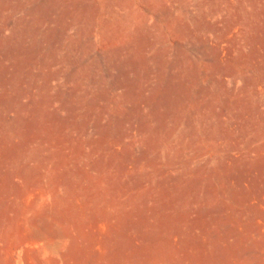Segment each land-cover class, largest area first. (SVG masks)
Returning <instances> with one entry per match:
<instances>
[{
  "label": "rangeland",
  "instance_id": "rangeland-1",
  "mask_svg": "<svg viewBox=\"0 0 264 264\" xmlns=\"http://www.w3.org/2000/svg\"><path fill=\"white\" fill-rule=\"evenodd\" d=\"M0 264H264V0H0Z\"/></svg>",
  "mask_w": 264,
  "mask_h": 264
}]
</instances>
